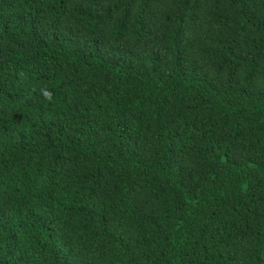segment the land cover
Wrapping results in <instances>:
<instances>
[{"label": "trees", "instance_id": "obj_1", "mask_svg": "<svg viewBox=\"0 0 264 264\" xmlns=\"http://www.w3.org/2000/svg\"><path fill=\"white\" fill-rule=\"evenodd\" d=\"M0 264H264V0H0Z\"/></svg>", "mask_w": 264, "mask_h": 264}, {"label": "clouds", "instance_id": "obj_2", "mask_svg": "<svg viewBox=\"0 0 264 264\" xmlns=\"http://www.w3.org/2000/svg\"><path fill=\"white\" fill-rule=\"evenodd\" d=\"M45 97L46 98H50V94L49 93H45Z\"/></svg>", "mask_w": 264, "mask_h": 264}]
</instances>
